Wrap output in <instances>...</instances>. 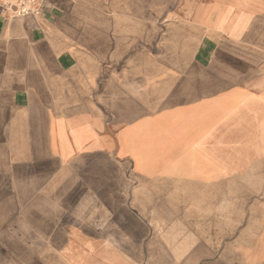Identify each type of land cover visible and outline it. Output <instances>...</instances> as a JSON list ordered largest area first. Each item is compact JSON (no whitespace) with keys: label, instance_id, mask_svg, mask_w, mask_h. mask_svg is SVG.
<instances>
[{"label":"crops","instance_id":"0c3cea01","mask_svg":"<svg viewBox=\"0 0 264 264\" xmlns=\"http://www.w3.org/2000/svg\"><path fill=\"white\" fill-rule=\"evenodd\" d=\"M38 1L23 17L0 6V176L52 179L66 194L98 180L96 231L57 228L66 262L95 246L154 256L162 226L172 264H264V0H177L161 55L130 61L71 43L82 0ZM100 1L115 31L138 26L132 0ZM123 169L122 183L100 184ZM117 208L131 221H115L112 238L105 211ZM118 233L139 234L127 240L144 253L118 249Z\"/></svg>","mask_w":264,"mask_h":264},{"label":"rangeland","instance_id":"374dc122","mask_svg":"<svg viewBox=\"0 0 264 264\" xmlns=\"http://www.w3.org/2000/svg\"><path fill=\"white\" fill-rule=\"evenodd\" d=\"M110 4L111 1H107L106 4L100 0L80 1L78 3L80 14L74 18L71 43L80 48L84 47L86 57L105 58V61L114 59L130 61L135 58L160 56L163 48L159 42L163 31L165 32V20L169 19L167 12L173 10L177 0H132V7L139 11L138 26L131 28V31L128 28L127 32L122 33L119 28L115 31L114 18L98 17L99 10L112 9ZM146 11L147 18L141 16ZM150 24H153V34L147 35L146 31ZM130 41L131 47L124 49L125 43ZM100 173L103 174L101 171ZM117 174L116 172L114 178H99L100 184L105 183L106 186L109 182L120 184L128 171L121 170L120 179ZM95 179H77L82 181L84 186L74 187V192L66 194L64 188H59L60 184L57 187L52 179H43L35 183L33 179L24 182L23 179L0 176V264H172L171 259H165V227L162 226H155L151 234L154 256L100 257L95 246L89 248L92 250L89 254L84 252V256L77 258V261L66 262L63 250L67 244V236L57 232V228L61 224L69 223L76 227L79 233H87L90 228L96 231L100 199L95 192L99 184ZM19 180H22L21 184ZM19 186L24 189L21 193H18ZM103 186L102 190L105 189ZM104 197L105 194H100L102 206ZM120 219L130 224L131 216L127 210L121 208L115 211L106 209V232L110 233L112 238L114 230H120V227L114 226L115 221ZM126 228L136 229L133 225H127ZM139 237V234L118 233L116 235L118 249L120 245L124 248L125 245L131 244L134 248L137 247L138 254L144 253L140 250L139 242L127 240ZM113 243L109 242L110 245ZM76 249L86 248L78 245Z\"/></svg>","mask_w":264,"mask_h":264},{"label":"built area","instance_id":"2783aa9c","mask_svg":"<svg viewBox=\"0 0 264 264\" xmlns=\"http://www.w3.org/2000/svg\"><path fill=\"white\" fill-rule=\"evenodd\" d=\"M0 6L16 17L36 15L40 10L38 0H0Z\"/></svg>","mask_w":264,"mask_h":264}]
</instances>
